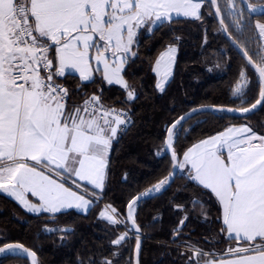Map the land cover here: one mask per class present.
<instances>
[{
	"label": "snow or ice",
	"instance_id": "snow-or-ice-1",
	"mask_svg": "<svg viewBox=\"0 0 264 264\" xmlns=\"http://www.w3.org/2000/svg\"><path fill=\"white\" fill-rule=\"evenodd\" d=\"M206 0H0V191L14 197L30 212L57 213L65 209H87L93 203L95 190L102 189L108 166L107 156L112 139L127 121L123 113L103 109L97 113L91 106L100 102L93 96L83 107H69L67 89L58 79L65 71L75 70L84 80L92 77V62L108 83L122 84V66L131 55L137 31L157 21H169L173 13L201 18ZM215 15L221 16L218 0H210ZM229 15L238 27L242 8L227 0ZM254 10L253 5H248ZM223 25V19L220 20ZM255 28L264 41V23ZM227 35V29H223ZM169 47L164 56L172 57ZM260 82L257 106L264 107V51L243 53ZM253 56H258L259 61ZM164 57L162 56L161 59ZM102 66V67H101ZM159 67V62L157 64ZM235 88L242 95L248 84ZM163 88V85H158ZM133 97L132 91L128 92ZM168 130L171 146L173 130ZM174 168H189L191 178L199 181L218 199L222 222L229 239L240 241L222 256L214 252L193 250L189 264H264V134L251 126L228 127L189 148L182 157L172 153ZM68 179L76 187H66ZM88 185L92 186L89 192ZM164 185L160 181L152 191ZM148 193H145L147 195ZM29 195L37 197L32 203ZM140 197L127 206L132 227L111 241L122 246L129 232H139L133 208ZM110 210L109 215L106 212ZM113 225L127 223L116 217L111 206L101 212ZM181 224L183 221L180 222ZM140 249L137 236L136 253ZM19 253L39 264L37 253L18 243H4L0 255ZM118 255V253H114ZM203 257V259H200ZM104 264H112L105 261ZM138 264V260H137Z\"/></svg>",
	"mask_w": 264,
	"mask_h": 264
},
{
	"label": "trees",
	"instance_id": "trees-1",
	"mask_svg": "<svg viewBox=\"0 0 264 264\" xmlns=\"http://www.w3.org/2000/svg\"><path fill=\"white\" fill-rule=\"evenodd\" d=\"M234 1L235 8L244 11L238 27L229 15L234 9L226 0H219L227 31L249 55L264 51L255 28L257 22L264 23V13L251 14L242 0ZM204 4L200 19L176 18L151 33L140 31L135 55L127 59L123 69L128 88L107 84L100 71L90 82L73 74L60 80L69 89V104L81 105L96 96L107 108L125 109L132 123L113 140L105 187L91 212L31 213L0 193V246L22 243L37 253L39 264H104L106 260L133 264L136 237L122 246L112 245L122 227L99 217L102 205L112 206L127 221L126 208L131 199L169 178L174 166L165 149L167 130L184 113L203 105L242 109L258 98L261 85L257 74L222 33L215 8L210 2ZM170 45L177 47L174 72L160 91L154 65ZM253 58L259 61L258 56ZM242 71L250 83L242 95H236ZM129 91L134 93L131 98ZM234 124H247L264 134V107L247 117L227 111L197 113L175 129L173 150L181 159L193 143ZM134 219L143 233L140 264H189V256H195L193 250L222 256L229 247L241 243L222 231L221 207L214 194L180 171L165 192L135 205ZM53 223L69 225L72 230L45 234L44 226ZM125 227L129 228L128 222ZM15 258L29 264L25 256H0V264Z\"/></svg>",
	"mask_w": 264,
	"mask_h": 264
},
{
	"label": "water",
	"instance_id": "water-1",
	"mask_svg": "<svg viewBox=\"0 0 264 264\" xmlns=\"http://www.w3.org/2000/svg\"><path fill=\"white\" fill-rule=\"evenodd\" d=\"M206 2H210V0H206ZM242 3H243V6L245 7V9L248 12H250L251 14H263L264 13V9L261 10V11L249 10V7H248L249 2H248V0H242ZM218 5H219V0H218ZM216 19L218 20L220 28H221V31L225 35L226 39L229 41V43L239 52V54L247 62L245 56L243 55L245 50L231 37V35L229 34L228 31H227V35L225 34V31L223 29L226 28V26H225L224 23H223V25L221 24V22H220L221 16L220 17L216 16ZM260 108H261V106L258 105L255 110H252L249 113L245 114V113H242V112L238 111L239 109H233V108H230V107L216 106V105H203V106L195 107V108L189 110L188 112L184 113L182 116H180L177 120H180L181 117H184V119L181 120L180 123L176 125L175 129L180 127L184 122L188 121L191 117H193L194 115H196L197 113H200V112L227 111V112H229L230 114H232V115H234L236 117H247V116H250L251 114L257 112ZM177 120H175L174 122H176ZM172 124L169 126L168 130L171 128ZM175 129L173 130V134H174ZM168 130H167V136H168ZM167 136H166V139H165V149H166L167 154L171 157V159L173 161V158H172V153L174 152L173 145L171 144V146H169L167 144ZM177 157H179V156H177ZM174 163L175 162L173 161V165H174ZM178 172H179V167H175V168L173 167L172 174L165 181L164 185L160 188L159 191H151V192L148 191V192H145V193H148L147 195H145V193H140V194L136 195L135 197H133L132 199H134L136 197H140V199L137 201V203H139L141 201H144V200H147V199H151V198H154V197H157V196L161 195L174 182V180L176 179V177L178 175ZM134 208H135V206H134ZM127 211H128V209L126 208V220H127L128 224H129V227L131 228L132 225H131V221L128 220ZM136 225L138 226L137 223H136ZM138 228H139V232L137 233V232L133 231V233L135 234V237H136V244H137V236L139 238L140 249H139V253H138V256H137L136 244H135V248H134V252H133V264H137V260H138V264H140V260H141V250H142V245H143V233H142L141 228L139 226H138ZM10 243L22 244V243H19V242H10ZM1 246H3V245H1ZM24 247L29 249V250H31V251H33L32 249L26 247L25 245H24ZM24 256L28 259L29 264H31V257L27 256V254H25Z\"/></svg>",
	"mask_w": 264,
	"mask_h": 264
},
{
	"label": "crops",
	"instance_id": "crops-1",
	"mask_svg": "<svg viewBox=\"0 0 264 264\" xmlns=\"http://www.w3.org/2000/svg\"><path fill=\"white\" fill-rule=\"evenodd\" d=\"M169 47L175 49L174 53L172 54L171 59L169 60V57L165 56V60H164L163 62H161V64L159 65V67H157L159 56L162 55L164 52H166V50H168ZM160 55L158 56V58H157V60H156V62H155V65H154V71H155V74H156V76H157V88H158L160 91H162V90L165 88V86L167 85V83L169 82V80L171 79L172 75H173L174 67H175V61H176V57H177V47H176L175 45H170V46H168L166 49H164V50L160 53ZM131 56H132V55H131ZM129 57H130V56H129ZM126 61H127V60H126ZM125 64H126V62L123 64V68H124ZM96 67H97V65H96L95 62L93 61V62H92V77H91V79L84 80V79H82V78L80 77L79 72H76L75 70H72L71 72H69V70H66V71H65V75H64L63 77H60L59 80H62V79H63L66 75H68V74H73V75H76V76H77L81 81H83V82H90V81H92V80L94 79V77H95V74H96ZM101 67H102V66H101ZM122 71H123V70H122ZM100 73H101V75L103 76V74H102L101 71H100ZM160 74H161V75H160ZM121 75H122V73H121ZM123 79H124V81H126L124 77H123ZM104 80H105V79H104ZM105 82H106L107 84H109V85H117V86H119V87H121V88H125L122 84L108 83L106 80H105ZM161 84L163 85V88L158 87V85H161ZM66 103H67V105H68L69 107H73V106H80V107H81V105H73V104H69L68 101H66ZM114 116H115V115H114ZM100 117H101V115L97 113V117H96V118H97V119H100ZM241 125H245V124H234V125H230V126H228V127H232V126H237V127H238V126H241ZM228 127H226V128H225L224 130H222V131H225ZM222 131H221V132H222ZM118 132H119V129H118V131H117V135H118ZM218 133H220V132H218ZM218 133H216V134H214V135H211V136H209V137L203 138V139H201V140H198L197 142H195V143H193L191 146H189V147L185 150V152H186L189 148H191L194 144H197V143H199V142L202 141V140H205V139H208V138H210V137H212V136H215V135H217ZM117 135H116V136H117ZM116 136H115V137H116ZM115 137H114L112 140H114ZM185 152H184V153H185ZM184 153H183V154H184ZM182 157H183V155H182ZM182 157H181V160H182ZM179 171L182 172V173H188V174L190 175V169H189V168H179ZM106 177H107V169H106ZM106 177H105V180H104V186H103V188H102V189H96V190H95V193H96L95 197H96L97 199L100 197V193L103 191V189H104V187H105ZM190 177H191V175H190ZM191 179H192V178H191ZM192 180H194V179H192ZM194 181L200 185L199 181H196V180H194ZM65 186H66V187H69V188H72L74 191L76 190V187L72 184L71 179H68V182L66 183ZM201 186H202V185H201ZM202 187H203V186H202ZM88 189H89V192H91V191H92V186H91V185H88ZM207 190H208V189H207ZM209 191H210V190H209ZM0 193H1V194H4V195H6V196H8V197H10V198H12L14 201H16V202H17L22 208H24L25 210L27 209V208H25L24 205H22L19 201L15 200L14 197L9 196L7 193H5V192H3V191H0ZM29 200H30L32 203H39L38 198H37V197H33V196H31V195H29ZM94 204H95V201H94V199H93V203H92V205H91L90 207H88L87 209H78V208L73 207V208H70V209L62 210V211L57 212V213H49V212H45V213H49V214H59V213L67 212V211H76V212H79V213H82V214H87V213L91 212V210H92L93 207H94ZM220 207H221V206H220ZM27 211H28V210H27ZM29 212H30V211H29ZM31 213H42V212H31ZM134 215H135V208L133 209V218H134ZM221 217H222V209H221ZM222 223H223V222H222ZM224 227H225V226H224ZM226 235L228 236L227 232H226ZM237 245H238V244H237ZM237 245H234L233 247H236ZM218 257H219V256H218Z\"/></svg>",
	"mask_w": 264,
	"mask_h": 264
},
{
	"label": "rangeland",
	"instance_id": "rangeland-1",
	"mask_svg": "<svg viewBox=\"0 0 264 264\" xmlns=\"http://www.w3.org/2000/svg\"><path fill=\"white\" fill-rule=\"evenodd\" d=\"M227 1V0H226ZM235 2V1H234ZM228 4V3H227ZM205 4H203V6H204ZM210 5H212L211 3H210ZM230 5V4H229ZM251 5H253V8H254V11H261V10H263L264 9V2H261V3H254V4H251ZM202 6V7H203ZM213 6V5H212ZM176 18H190V17H184L183 15H179V16H177L175 13H173V17H172V19L171 20H173V19H176ZM194 19V18H193ZM170 21V20H169ZM164 22H166V21H163V22H161V21H157V22H155L154 24H150V25H147V26H143V27H141L138 31H137V34H136V36H135V42H134V44L132 45V51H133V49H134V46H135V44L138 42V39H139V34H140V31L142 30V29H144L145 31H147L148 33H151L157 26H159L160 24H162V23H164ZM258 23V22H257ZM259 23H263V22H259ZM263 42V45H264V41H262ZM174 49V48H173ZM168 50H166V52H167ZM166 52H164V53H166ZM164 53L162 54V55H160L159 56V58H158V62H159V65L161 64V62H163L164 60H165V56H164ZM164 57L163 59H161V57ZM122 68H123V66H122ZM124 69V68H123ZM161 75V74H160ZM122 76H123V71H122ZM248 78V77H247ZM248 84L250 83V79L248 78ZM239 84H243L244 83V79L241 77V79H240V81L238 82ZM248 84H247V86H248ZM238 85V84H237ZM237 85H236V87H237ZM245 90V89H244ZM130 98V97H129ZM173 136H174V134H173ZM173 142V141H172ZM164 181V183H165V181L166 180H163ZM156 186V185H155ZM155 186L154 187H152L149 191L151 192L154 188H155ZM100 200V197L97 199L96 197L94 198V201H99ZM107 206H109L108 204H104V205H102V207H101V210H100V213H99V217L101 218V219H103V220H105V221H107V222H109L110 224H112L109 220H107L105 217H102L100 214H101V212H105V210H106V207ZM111 208H113L112 206H111ZM27 210V209H26ZM117 212V211H116ZM109 214H111L110 213V210L108 211V212H106V216L107 215H109ZM117 219H119L120 221H124V219H122V218H120L119 217V215L116 217ZM113 225V224H112ZM114 226H120V227H122V229L118 232L119 234H123L126 230H128L129 228H126L125 227V223H121V224H118V225H114ZM72 230V227L71 226H69V225H65V224H60V223H53V224H49V225H45L44 226V228H43V232L45 233V234H47V235H49V234H64V233H67V232H70ZM131 232H133V231H131ZM131 232H129V238L127 239V240H130V239H132V236H131ZM118 234V235H119ZM117 237V236H116ZM25 254L24 253H19L18 255H12V254H2V255H0V256H2V257H21V256H24ZM22 263V261L21 260H19V259H11V260H8V261H6L5 263H3V264H21Z\"/></svg>",
	"mask_w": 264,
	"mask_h": 264
},
{
	"label": "built area",
	"instance_id": "built-area-1",
	"mask_svg": "<svg viewBox=\"0 0 264 264\" xmlns=\"http://www.w3.org/2000/svg\"><path fill=\"white\" fill-rule=\"evenodd\" d=\"M58 83H60L65 89H67V100H68V98H69V89H68V87L64 83H62L59 79H58ZM91 98H88L86 100H90ZM85 101L81 104V107L84 106ZM101 104L102 103L99 102L98 104L92 105L91 106V110L96 112V113H98V114H100V115H102L103 113H102L101 107H100ZM103 109L108 110L112 114L111 116H109V119L114 118V115H116V114H119V113H123L124 114V118L126 119L127 123H126V125L120 126L118 134L124 132L131 125L132 118H131V116L129 115V113L125 109H123V108H107L104 105H103ZM112 148H113V140L111 142V145H110V148H109V151H108L107 161L109 160V158L111 156ZM131 236L134 237L135 234L133 232H131ZM218 255H222V253H219Z\"/></svg>",
	"mask_w": 264,
	"mask_h": 264
}]
</instances>
